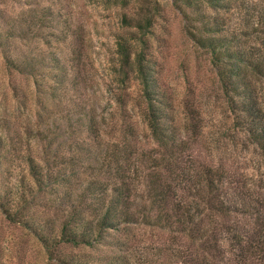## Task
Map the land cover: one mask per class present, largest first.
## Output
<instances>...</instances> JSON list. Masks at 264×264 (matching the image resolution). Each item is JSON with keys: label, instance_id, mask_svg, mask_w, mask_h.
Returning a JSON list of instances; mask_svg holds the SVG:
<instances>
[{"label": "trees", "instance_id": "obj_1", "mask_svg": "<svg viewBox=\"0 0 264 264\" xmlns=\"http://www.w3.org/2000/svg\"><path fill=\"white\" fill-rule=\"evenodd\" d=\"M171 1L184 18L187 34L209 51L231 110L264 164V92L260 97L251 83L258 79L264 88V5L256 10L255 19V31L263 34L262 46L251 49L231 48L236 37L220 33L221 24L201 8L204 4L224 8L232 0ZM54 3L46 0L41 14L32 18L12 19L0 9V51L8 70L35 75L38 69H47L46 76L62 86L67 80L65 68L55 54L47 63L14 44V39L33 33L34 25L58 21L66 28L55 36L66 39L69 19ZM157 16L155 8L136 16L123 14L121 21L138 31L134 37L139 47L130 48L126 38L117 41L120 74L133 70L140 83V115L151 144L142 146L135 126L120 122L114 138L91 155L87 139L76 134L82 131L98 145L104 128L86 109L67 121L63 143L36 127L0 126V212L31 234L57 264H127V257L118 252L126 243L119 236L109 237L110 231L139 222L171 233L173 245L164 248L175 264H264V199L246 192L221 164L195 157L198 119L188 110L187 125L173 124L162 90L150 73L145 33ZM11 89L17 96V85L11 84ZM45 89L52 97L57 94L50 84ZM140 184L143 202L138 205L135 195ZM246 212L249 218L242 224L245 215H240ZM251 218L258 222L253 225ZM112 247L117 251H106Z\"/></svg>", "mask_w": 264, "mask_h": 264}, {"label": "rangeland", "instance_id": "obj_2", "mask_svg": "<svg viewBox=\"0 0 264 264\" xmlns=\"http://www.w3.org/2000/svg\"><path fill=\"white\" fill-rule=\"evenodd\" d=\"M53 1L52 6L58 7L62 17L69 19L66 39L60 41L55 36L66 28L58 21L56 25H34L33 33L23 40L14 39V44L47 63L49 56L55 54L63 63L67 80L62 86L57 85L43 68L35 75L8 70L0 51V126L11 130L36 127L55 142L63 143L67 121H72L78 110L86 109L94 112L104 128L98 135V145L84 132L76 134L87 139L91 155L100 153L101 147L114 138L120 122L134 125L142 146L150 145L140 115L143 105L140 83L133 70L124 76L120 74L117 41L126 38L130 48H138L134 37L137 29L121 21V16H136L147 8H155L160 16L145 33V57L151 75L162 90L173 124L178 128L187 125L190 110L198 119L200 130L194 142L195 157L221 164L246 192L257 200L264 199V164L257 148L243 132L240 118L231 110L209 51L187 34L184 18L171 0ZM45 2L0 0V9L12 19L32 18L41 14L40 6ZM263 5L264 0H232L224 8L205 4L201 8L210 19L215 18L221 24L220 33L236 37L231 48L253 49L262 46L263 34L255 31V19L256 10ZM251 81L262 97L263 83L258 79ZM11 84L17 85V96ZM48 84L55 87L54 97L45 89ZM77 174L83 177L80 168ZM135 202L138 205L143 202L141 184L136 190ZM246 214L239 217L242 224L249 218V213ZM251 220L253 225L258 222V219ZM110 232L109 237L119 236L126 243L118 252L127 257V264H175L168 255L169 249L164 248L173 245L169 241L171 233L163 228L139 222ZM161 248L164 250L160 251ZM106 251L116 252L117 248ZM0 261L1 264H57L46 257L43 247L31 234L5 220L1 212Z\"/></svg>", "mask_w": 264, "mask_h": 264}]
</instances>
